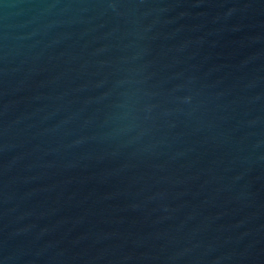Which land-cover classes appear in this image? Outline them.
<instances>
[{
	"label": "water",
	"instance_id": "95a60500",
	"mask_svg": "<svg viewBox=\"0 0 264 264\" xmlns=\"http://www.w3.org/2000/svg\"><path fill=\"white\" fill-rule=\"evenodd\" d=\"M0 264H264V0H0Z\"/></svg>",
	"mask_w": 264,
	"mask_h": 264
}]
</instances>
